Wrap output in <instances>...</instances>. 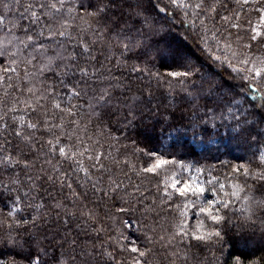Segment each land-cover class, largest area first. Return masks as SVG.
I'll return each mask as SVG.
<instances>
[{"label":"snow or ice","instance_id":"obj_1","mask_svg":"<svg viewBox=\"0 0 264 264\" xmlns=\"http://www.w3.org/2000/svg\"><path fill=\"white\" fill-rule=\"evenodd\" d=\"M165 77L183 94L167 104ZM120 129L155 139L133 142L151 163L118 158ZM211 144L250 155L223 179L184 163ZM122 165L165 173L151 205ZM157 246L166 264H264V0H0V264H161Z\"/></svg>","mask_w":264,"mask_h":264},{"label":"trees","instance_id":"obj_2","mask_svg":"<svg viewBox=\"0 0 264 264\" xmlns=\"http://www.w3.org/2000/svg\"><path fill=\"white\" fill-rule=\"evenodd\" d=\"M166 2V0H165ZM251 19L253 20V22H255L256 17L253 15L251 17ZM198 23V21H197ZM187 26L185 27H180L179 24H177L176 30L174 32V35L169 37L170 40H174V42H184L186 43L189 47L193 48V51H196L195 46L192 44L191 39H188L185 36V30H186ZM187 31L189 33H191V29L187 28ZM211 34H209L210 37ZM197 55H199V52L196 53ZM153 63L156 64V68H154L153 70H159L161 73H166V71L168 69L164 68V67H160L159 63L154 61ZM174 70H182L178 67H175ZM227 79V78H225ZM172 80L171 77H165L164 82L160 85L157 86L155 80H153L151 82V88L154 91V94L156 96V100L157 101H162L163 104H167L168 100L172 98V96H175L176 99L178 100L179 97L181 95H183L180 92V85L178 83H176L175 81L172 82V88L169 89L168 86V82ZM137 84H139L140 87H147V85L144 82L141 81H137ZM192 81L188 82V86H191ZM197 86H199V80L197 79ZM205 89H207V85H205ZM156 102V101H154ZM260 101H257V103H259ZM164 108L163 106L161 107V111H163ZM120 126L119 125H114V129H119ZM95 129L92 128L90 129V132H94ZM167 131V130H166ZM174 134V133H173ZM115 135L120 136V142L118 145H116V147H120L121 148V155L118 157L119 159H121V161H123L124 159V154L127 153V156L129 157V159L131 160L132 163H134L138 168L142 167V166H147L149 163H151L152 161L149 159L148 156L144 155L141 152L136 151V147L134 146L133 142H136V146L140 147V148H151L153 146H155V139L152 140L151 143H149L148 140H146L143 136H137L135 134V132H133L131 129H120L118 131H115ZM199 139V138H198ZM123 145H127V148H123ZM209 150L208 151H204L202 148L197 147L196 148V155L195 156H189L187 159H184V163L188 164H196L197 161H199V164L197 166H204V165H215L216 166V175H219L221 177V179H223V175L225 173V168L221 167L220 165V161H228L230 163V165H235V164H239V163H243L247 160L248 155H250V153H248V150L246 149V147L244 146H232L231 148L224 150L221 149V151L217 152L216 151V145L215 144H211L208 145ZM105 150L107 151V144H105ZM113 154L115 155V152L113 150ZM66 167V165H65ZM123 167V165H122ZM123 171L124 172H128V175L131 177V181L134 185L138 184L140 186V191L145 193V195L148 196L147 201H145L146 204L151 205L152 204V200L153 198L156 196V184L157 182L161 183V187L163 186V180L165 179V173L163 171H161V174L158 177L152 178V174H148L150 177V181H144L141 182L142 178L141 177H137L134 173L130 172L128 170L127 167H123ZM176 172L180 173L182 178L187 177L185 172H183L180 168H176L175 169ZM82 175V174H81ZM122 179H124V177L121 176ZM125 183L127 184L128 181L127 179H125ZM132 188H129V191H132ZM41 195H43V193H41ZM139 195V194H137ZM158 202V201H157ZM104 208L103 206H101L100 209V213H101V220L103 225L108 228V229H113L114 227H119V225H113V223L106 219L104 216ZM139 216V214H137ZM165 214L163 212L160 213V216H164ZM153 219L155 220H160V217H157L155 213H152L150 216V219L148 221H146V223L151 224L153 222ZM53 220L55 221V217H53ZM194 222V221H193ZM161 223H163V221H161ZM100 224H97L96 227H100ZM53 227H55V224H53ZM114 234V233H113ZM95 233H92V239L95 240ZM107 235L108 233H102L100 235V239L101 240H106L107 239ZM97 243H99V241H96ZM157 252H158V258L161 261V264H166L164 255L162 254L163 250L159 249V247L157 246ZM11 254V250L8 249H4V250H0V255L3 256H8ZM203 255H207V253H201V256ZM257 256L260 255L259 252L256 253Z\"/></svg>","mask_w":264,"mask_h":264},{"label":"rangeland","instance_id":"obj_3","mask_svg":"<svg viewBox=\"0 0 264 264\" xmlns=\"http://www.w3.org/2000/svg\"><path fill=\"white\" fill-rule=\"evenodd\" d=\"M188 175H189V173L186 174V176H188Z\"/></svg>","mask_w":264,"mask_h":264}]
</instances>
